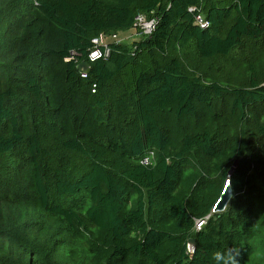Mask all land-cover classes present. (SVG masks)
Returning a JSON list of instances; mask_svg holds the SVG:
<instances>
[{
    "label": "trees",
    "instance_id": "trees-1",
    "mask_svg": "<svg viewBox=\"0 0 264 264\" xmlns=\"http://www.w3.org/2000/svg\"><path fill=\"white\" fill-rule=\"evenodd\" d=\"M257 235L264 0H0V264H250Z\"/></svg>",
    "mask_w": 264,
    "mask_h": 264
},
{
    "label": "built area",
    "instance_id": "built-area-1",
    "mask_svg": "<svg viewBox=\"0 0 264 264\" xmlns=\"http://www.w3.org/2000/svg\"><path fill=\"white\" fill-rule=\"evenodd\" d=\"M195 7L190 8L191 11L195 10ZM157 18L147 19L143 14H138L135 18V29H137V36H149L155 26ZM195 22L201 28H207L210 25V21L205 17L204 14L199 12L195 17ZM117 43L122 42L121 39L116 40ZM93 46L90 49L87 59L79 60V53L75 50H72L68 56L65 57V61H77L79 64L81 61L92 62L97 59L107 58L110 56L111 47L108 42H103V35L94 37L92 39ZM89 69V68H88ZM88 69H79L82 77H88ZM96 84L93 85V91H95ZM154 162V151H150V154L145 156L142 159V163L145 165H150ZM207 218H201L196 220V228L201 229L204 224L207 222Z\"/></svg>",
    "mask_w": 264,
    "mask_h": 264
},
{
    "label": "rangeland",
    "instance_id": "rangeland-1",
    "mask_svg": "<svg viewBox=\"0 0 264 264\" xmlns=\"http://www.w3.org/2000/svg\"><path fill=\"white\" fill-rule=\"evenodd\" d=\"M136 31H137V29L131 28V29H127L125 31H119L118 34H115V33L103 34V42L111 43V42L116 41L118 39V36L120 38L124 34H128V33H130V34L134 33L135 34ZM138 37H140V36H138ZM121 40H122V42H124L126 44L132 45V43L134 42V36L124 38ZM253 243H254L255 247H254V254L250 259V264L255 263L256 260L260 261L262 259V257H264V254H262L264 252V236L263 235H257L254 238Z\"/></svg>",
    "mask_w": 264,
    "mask_h": 264
},
{
    "label": "water",
    "instance_id": "water-1",
    "mask_svg": "<svg viewBox=\"0 0 264 264\" xmlns=\"http://www.w3.org/2000/svg\"><path fill=\"white\" fill-rule=\"evenodd\" d=\"M90 67V63L87 61H81L78 64V69H88ZM233 171V169L231 170V172ZM233 196V190L231 187V184L229 181H227L218 201L216 202L213 211L214 212H219V211H223L225 210L228 202L230 201L231 197ZM188 245H189V250L191 253L194 252L195 246H196V239L195 238H190L188 241Z\"/></svg>",
    "mask_w": 264,
    "mask_h": 264
},
{
    "label": "clouds",
    "instance_id": "clouds-1",
    "mask_svg": "<svg viewBox=\"0 0 264 264\" xmlns=\"http://www.w3.org/2000/svg\"><path fill=\"white\" fill-rule=\"evenodd\" d=\"M213 260L215 264H239L235 256L229 262L228 260H226L225 255L219 252L213 254Z\"/></svg>",
    "mask_w": 264,
    "mask_h": 264
},
{
    "label": "crops",
    "instance_id": "crops-1",
    "mask_svg": "<svg viewBox=\"0 0 264 264\" xmlns=\"http://www.w3.org/2000/svg\"><path fill=\"white\" fill-rule=\"evenodd\" d=\"M131 36H134V41H135V40H138V39L140 38V37L137 36L136 33H135V34H134V33H133V34H130V33H128V34H124V35H123L122 37H120V38H119V36H118V38H119V39H124V38H128V37H131Z\"/></svg>",
    "mask_w": 264,
    "mask_h": 264
}]
</instances>
